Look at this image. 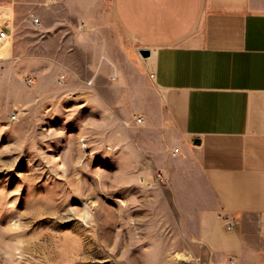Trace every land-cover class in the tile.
I'll list each match as a JSON object with an SVG mask.
<instances>
[{
	"label": "rangeland",
	"instance_id": "rangeland-1",
	"mask_svg": "<svg viewBox=\"0 0 264 264\" xmlns=\"http://www.w3.org/2000/svg\"><path fill=\"white\" fill-rule=\"evenodd\" d=\"M56 1L60 17V0H0L12 14H0V264H125L126 243L154 229L143 196L169 191L133 137L154 93L151 64L139 72L122 55L135 46L113 0H82L97 8L100 36L83 20L48 30Z\"/></svg>",
	"mask_w": 264,
	"mask_h": 264
},
{
	"label": "crops",
	"instance_id": "crops-1",
	"mask_svg": "<svg viewBox=\"0 0 264 264\" xmlns=\"http://www.w3.org/2000/svg\"><path fill=\"white\" fill-rule=\"evenodd\" d=\"M60 3V17L57 1L44 9L48 30L83 20L101 35L97 8ZM112 12L135 46L122 55L139 72L151 64L154 93L133 137L142 168L169 189L131 211L156 219L148 240L126 243L125 264H264V0H113Z\"/></svg>",
	"mask_w": 264,
	"mask_h": 264
},
{
	"label": "built area",
	"instance_id": "built-area-1",
	"mask_svg": "<svg viewBox=\"0 0 264 264\" xmlns=\"http://www.w3.org/2000/svg\"><path fill=\"white\" fill-rule=\"evenodd\" d=\"M32 23L35 27H39L41 25L39 18H33ZM9 37V34L3 30H0V48L5 44L7 38ZM151 77L153 78L154 75L152 74ZM113 79H118V75L114 74ZM137 123L141 124L143 123V117H138L136 119ZM179 149H175V153H178ZM153 180L155 183L159 184H167V179L165 175L162 172H157L155 176L153 177ZM222 218L223 224L226 227L227 230L233 231L236 228V219L233 216L225 215Z\"/></svg>",
	"mask_w": 264,
	"mask_h": 264
},
{
	"label": "water",
	"instance_id": "water-1",
	"mask_svg": "<svg viewBox=\"0 0 264 264\" xmlns=\"http://www.w3.org/2000/svg\"><path fill=\"white\" fill-rule=\"evenodd\" d=\"M141 55H142L143 57H148V56L150 55V52L147 51V50H143V51H141Z\"/></svg>",
	"mask_w": 264,
	"mask_h": 264
}]
</instances>
